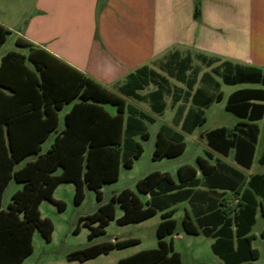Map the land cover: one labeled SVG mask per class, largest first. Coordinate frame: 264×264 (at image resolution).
Returning <instances> with one entry per match:
<instances>
[{
  "label": "trees",
  "instance_id": "trees-1",
  "mask_svg": "<svg viewBox=\"0 0 264 264\" xmlns=\"http://www.w3.org/2000/svg\"><path fill=\"white\" fill-rule=\"evenodd\" d=\"M197 15V8L194 15ZM9 30L0 25V46L5 42ZM16 46L29 47L24 55L7 51L0 63V264H20L32 251V234L38 229L42 237L49 241L53 224L48 217H42L39 205L48 200L59 211L64 210L62 200L55 199L53 193L60 183L74 185L73 202L79 204L84 198V189H93L99 202L97 210L80 216L79 224L87 227L89 240L105 232L111 220L119 225L140 222L154 215L166 206L160 203L159 193L172 190L175 186L167 173L153 171L136 181L139 194H149L144 202L138 194L128 188L113 193L109 200L101 203L100 188L118 179L120 167L130 168L133 160L142 153V146L136 136L146 140L149 136L146 123H152L154 117L132 103L126 97L147 102L152 111L160 113L164 108L162 97L169 89L167 79L156 70L141 66L130 72L118 86V93L101 86L89 77L61 62L40 48H32L27 41L17 38ZM45 58V59H44ZM30 62L37 74L26 64ZM207 65L210 62H205ZM221 80L227 84L259 83L264 86V71L252 66L222 64ZM190 69V72H186ZM164 70L174 79L183 82L190 89L199 72V67L189 65L186 57H170L164 62ZM215 72L218 68H214ZM73 72L74 75H71ZM206 74L203 73L201 79ZM217 85V82L214 83ZM151 86V89L147 87ZM214 86V87H215ZM7 92H5L4 90ZM251 96L241 97L243 92ZM187 94V92H186ZM185 94V95H186ZM218 96L208 97L198 107H190L183 115L184 106L177 107L173 121L177 123L183 115L181 128L191 132L197 125L204 123V108ZM249 99L264 100V89L240 90L230 95L225 109L250 120L262 115L261 103L249 102ZM73 102L64 115V127L53 139L51 146L41 154L40 143L50 132L58 128V111L64 103ZM21 103V107L13 104ZM115 108L111 114L104 108ZM232 133L225 128H216L208 132V138H216ZM227 146L232 140H225ZM249 153L253 143L247 142ZM184 150L183 136L167 124H161L156 133L153 159L174 157ZM35 158L25 162L20 168L15 165L29 155ZM264 161V156H262ZM197 164L203 173H209L212 166L198 157ZM181 181L194 177L195 169L183 165L177 170ZM14 179L22 187L15 191L6 208H1L3 191ZM249 188L242 192V201L237 203L235 215L236 246L232 247L230 229L231 219H224L214 234L216 241L212 249L225 264H252L259 257L257 248L251 246L252 234H248L254 223L257 202L254 195L260 196L264 211V174L254 175L248 180ZM243 196L244 198L243 201ZM119 207L121 215L115 218V209ZM171 214H163L156 226L157 246L138 251L119 259L115 264H181L178 252L172 242L165 240L176 228V220ZM182 227L187 233L198 232L197 226L188 218L182 219ZM212 228L202 230L209 234ZM264 238V230L261 232ZM223 241H227L223 243ZM139 242L138 238L115 239L93 243L67 254L68 260H77L83 264L86 260L113 249H121ZM223 244H227L224 248Z\"/></svg>",
  "mask_w": 264,
  "mask_h": 264
},
{
  "label": "crops",
  "instance_id": "crops-1",
  "mask_svg": "<svg viewBox=\"0 0 264 264\" xmlns=\"http://www.w3.org/2000/svg\"><path fill=\"white\" fill-rule=\"evenodd\" d=\"M196 8L197 15H194ZM0 25L10 32L5 42L0 46V63L2 56L7 51L14 50L27 55L29 47H19L15 44V40L20 38L30 43L32 48L45 50L82 75L115 93H118V86L124 81L127 74L141 66L152 68L164 76L168 81L169 89L162 97L165 105L160 113L152 111L147 102L140 101L146 105L145 108L123 96L126 102L136 105L153 116L152 123L166 109L172 112L171 119L161 124H167L182 134L184 150L174 157L153 159L151 154L153 161L181 156L186 149L185 134H192L197 127L205 124L206 109L214 102L222 101L225 97L224 110L234 115L237 121L204 130L200 135L206 145L204 156L197 155L195 165L189 163L179 165L176 168L175 177L169 172L160 171L157 168H152L147 172V174L153 171L167 173L172 178L175 187L172 190L159 193L158 201L165 204L164 209L158 210L151 217L140 221L143 222L158 214L159 218L155 224L156 234V226L162 220V215L171 214L170 217L175 219L174 215L181 207L183 209L181 226L182 219L188 217L198 228L197 233L191 234L184 231L182 227L183 233L211 238V251L225 264L223 259L212 249V244L218 238L214 234L225 218L231 219V242L232 247L235 248L236 225L233 216L237 203L242 201V192L249 188L248 180L254 175L264 174V161L261 159L264 156V100L249 99V102L263 105L261 117L253 120L226 110L225 104L234 92L264 89V86L248 82L224 83L220 76L221 67L223 63L228 62L232 65L252 66L264 71V0H0ZM7 41H10V45L2 49ZM175 56L178 59L186 57L189 59L190 66L199 67V72L190 89H187L183 82L170 77L164 70V62ZM205 62L210 63L207 65ZM26 64L37 74L30 62H26ZM214 68H218V71H213ZM186 72H190V69ZM70 73L74 75L73 72ZM203 73L206 75L201 79ZM215 82H217L216 86ZM222 84L237 87L225 95ZM147 89H151V86ZM217 94H219L220 100H213L204 108V123L197 125L191 132L182 130L181 123L186 110L190 107H198L199 103L208 97L218 96ZM246 96H251V93L246 91L241 95L242 98H246ZM73 102L64 103L58 111V128L56 131L50 132L40 143L38 154L44 153L51 146L54 136L63 129L64 115L71 108ZM14 105L15 107L23 106L21 103L13 104V107ZM180 105L184 106L183 115L177 123H174V113ZM104 108L108 110L105 105ZM108 111L114 114L115 108L112 106V109ZM60 122L63 125H60ZM152 123L147 122L146 125ZM216 128H225L228 131L231 130L232 133L225 132V134H218L222 137L213 136L209 139L208 132ZM149 137L150 133L146 140ZM48 139H50L49 144H47ZM197 139L196 134L192 135V141ZM225 140H232V144L227 146ZM251 141L253 148L249 153L247 142ZM258 143L260 150L257 148ZM36 155H29L22 162L16 164L14 169L20 168ZM198 157L204 158L206 164L212 166L209 173L202 172L197 164ZM133 164L134 160L132 166ZM183 165L194 167L193 178L181 181L177 170ZM16 184L18 187L11 195L22 187L21 183L16 182ZM60 184L55 188L54 193ZM67 184L71 185L74 190L72 183L68 182ZM139 197L146 202L150 195L148 193L139 194ZM244 198L246 197L243 196V201ZM254 198L257 206L254 223L248 234H252L251 230L256 223L257 215L260 214L264 218L260 196L254 195ZM119 216L116 215L115 209V218ZM204 227L212 228L209 234L203 232ZM172 234L167 235L165 240H170L174 251L178 252L174 248ZM176 234L179 235V232ZM261 238L263 237L261 236ZM253 240L254 236L251 240L252 247H254ZM226 242L223 241V243ZM226 245L223 244V247L219 248H224ZM197 260L198 264H206ZM255 260L257 258L251 263L254 264Z\"/></svg>",
  "mask_w": 264,
  "mask_h": 264
},
{
  "label": "rangeland",
  "instance_id": "rangeland-1",
  "mask_svg": "<svg viewBox=\"0 0 264 264\" xmlns=\"http://www.w3.org/2000/svg\"><path fill=\"white\" fill-rule=\"evenodd\" d=\"M10 41L3 45L2 49L8 47ZM1 49V50H2ZM237 86H229L222 84V90L225 95ZM132 100L140 106L146 105L131 97ZM225 97L220 102H214L209 108L206 109V123L195 129L192 134H185L186 149L184 153L174 159H163L160 161H153L151 159L152 149L154 147V140L156 131L161 123L167 122L172 117V112L166 109L163 114L156 117V121L147 125L150 133L148 140H141L136 136L143 148L141 156L134 160L132 168H120V175L115 182L104 184L101 187L102 199L101 203L109 200L113 193L121 189L128 188L138 194L135 187V181L143 177L152 168H157L160 171H167L175 177L176 168L184 163L195 165V158L197 155L204 156V149L206 148L205 140L200 138L201 133L217 125H228L237 121V118L231 113L224 110ZM109 110L112 106L105 105ZM64 110V109H63ZM62 112V110H61ZM60 125H63L61 122ZM196 134L198 139L192 141V135ZM48 139L47 144H49ZM258 150L260 144L258 143ZM18 187L14 180H11L6 187L2 197V208H6V204L10 200L9 197L14 189ZM74 190L71 185L62 183L56 189L54 197L64 202V210L59 211L56 205L48 200H43L40 204V213L42 217H48L53 224V231L51 238L46 241L40 234L38 229H35L32 234V251L26 256L20 264H82L77 260H68L67 254L73 250L83 248L93 243H101L105 241H114L115 239H124L135 237L139 239L137 244L124 247L121 249H113L106 254H100L94 258H90L83 262V264H115V262L138 251L155 247L156 234L155 224L159 218L157 214L148 220L140 223H129L119 225L115 220H111L105 227V232L101 235L89 240L87 234L88 228L81 223L78 227V232H74V228L78 224V218L87 214H91L97 210L99 202L96 200L95 191L93 189H84V198L81 203L75 204L73 202ZM139 195V194H138ZM121 210L116 207V215L119 216ZM183 209L181 207L176 211L174 218L177 221V228L172 234L174 241V248L180 253L181 264H198V260L206 264H223L221 259L216 257L210 248L211 238L204 237L203 235H187L183 233L181 226V218ZM264 229V218L258 214L257 220L252 227L251 233L254 236L252 245L258 249L259 257L255 260L254 264H264V239L261 238L260 233ZM179 232V235L176 233Z\"/></svg>",
  "mask_w": 264,
  "mask_h": 264
}]
</instances>
